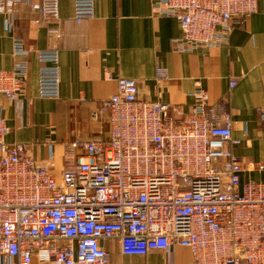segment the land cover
<instances>
[{
    "label": "built area",
    "instance_id": "obj_1",
    "mask_svg": "<svg viewBox=\"0 0 264 264\" xmlns=\"http://www.w3.org/2000/svg\"><path fill=\"white\" fill-rule=\"evenodd\" d=\"M260 1L157 0L154 12L175 18L183 33L177 49L194 52L227 44ZM25 3L0 0L8 30ZM58 5L30 4L39 14L34 23L57 19ZM94 12L95 0H75L78 22ZM32 53L14 41L17 61L0 70L6 99L24 94ZM35 53L43 64L40 97L59 98V51ZM193 96L189 111L146 102L136 80L118 78L116 94L93 115L109 117V138L66 145L60 181L27 145L7 143L11 129L0 118V264H112L108 241L119 242L122 256L178 246L190 250L193 264H264V184L242 183L230 112L201 87Z\"/></svg>",
    "mask_w": 264,
    "mask_h": 264
},
{
    "label": "crops",
    "instance_id": "obj_2",
    "mask_svg": "<svg viewBox=\"0 0 264 264\" xmlns=\"http://www.w3.org/2000/svg\"><path fill=\"white\" fill-rule=\"evenodd\" d=\"M156 2L95 0L94 16L78 22L75 0H59V17L37 25L39 14L30 4L44 0H28L18 8L10 30L8 16L0 14V70H11L16 63V39L34 50L24 94L15 101L0 95V118L11 129L7 143L27 145L36 162L60 181L66 145L109 138V117L95 120L93 115L116 94L118 78L136 80L140 100L184 111L195 105L193 94L201 87L211 104L231 114L230 149L244 167L242 183L264 184V170L259 169L264 165V0L255 14L234 27L227 44L194 52L177 49L181 25L156 14ZM50 50L59 51V98L39 94L43 64L35 52ZM103 246L112 264H193L190 250L183 247L122 256L118 241Z\"/></svg>",
    "mask_w": 264,
    "mask_h": 264
}]
</instances>
